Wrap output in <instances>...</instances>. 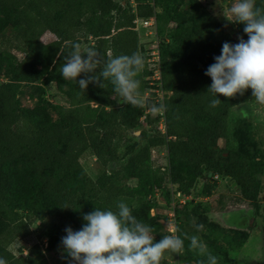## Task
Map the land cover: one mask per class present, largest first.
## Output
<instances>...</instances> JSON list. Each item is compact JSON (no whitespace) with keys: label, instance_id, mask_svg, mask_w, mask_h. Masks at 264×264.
Returning <instances> with one entry per match:
<instances>
[{"label":"trees","instance_id":"obj_1","mask_svg":"<svg viewBox=\"0 0 264 264\" xmlns=\"http://www.w3.org/2000/svg\"><path fill=\"white\" fill-rule=\"evenodd\" d=\"M133 1L131 6L129 0H0V258L7 264H46L44 250L62 245L67 227L81 230L84 214L95 208L117 212L121 201L152 228L148 194L153 187L168 194L165 186L172 183L180 194L189 195L201 180L200 192L208 195L214 173L228 177L227 187L257 210L263 156L241 143L217 145L218 140L234 139L228 111L252 100V89L233 98L217 94L221 102L212 108V79L205 75L224 42L236 44L240 37L247 41L246 25L236 22L233 38L218 19L213 0ZM255 3L264 8V0ZM149 16L160 39L159 88L168 92L157 104L164 106L161 117L151 118L144 108L119 102L108 81L107 88L89 83L83 93L63 78L60 68L75 42L98 50L103 62L109 56L140 54L134 23ZM45 32L53 36L47 42L41 40ZM151 72L145 66L138 76L141 94ZM87 75L92 74L77 79ZM23 82L38 89L53 83L64 95L65 105L55 106V120L40 118L19 104L16 93ZM141 115L148 127L131 141L127 137ZM159 118L163 130L156 126ZM159 147L165 150L166 164L152 166L151 151ZM87 149L103 168L114 166L88 177L79 162ZM125 178L135 181L130 184ZM176 206L175 228L181 238L193 219L194 227L203 224L223 234L203 207L199 212L198 204ZM30 223L36 242L13 254L7 246ZM239 237L240 242L246 238L243 232Z\"/></svg>","mask_w":264,"mask_h":264},{"label":"clouds","instance_id":"obj_2","mask_svg":"<svg viewBox=\"0 0 264 264\" xmlns=\"http://www.w3.org/2000/svg\"><path fill=\"white\" fill-rule=\"evenodd\" d=\"M224 15L230 21L244 23L248 39L245 41L240 37L236 44L224 42L221 54L214 57L216 62L205 72L212 79L208 92L215 97L209 102L210 107L219 106L221 100L217 94L233 98L237 94L243 96L249 88L256 101L264 104V8L256 6L255 0H237L230 8V15ZM71 47L73 50L60 68L66 81L75 82L83 93L89 83L107 88L104 82L108 81L114 86L119 102L145 107L138 79L145 67L143 56L138 52L130 56H109L107 62H103L95 48L81 51L78 42ZM97 68L101 69L98 74ZM82 73L92 75L78 80ZM163 107L152 105L151 111L159 113ZM242 115L247 117V112ZM117 209L113 212L95 208L83 215L86 223L81 230L73 231L70 226L65 229L67 235L61 238V243L72 264H161L166 259V252L183 255L186 239L190 241L189 250L206 257V261L200 260L198 264H218L219 258L196 235L184 233L181 238L176 234L180 231L177 227L155 242L153 229L139 221L125 202H118ZM195 227L197 231L204 230L203 224ZM0 264H7V261L0 258Z\"/></svg>","mask_w":264,"mask_h":264},{"label":"rangeland","instance_id":"obj_3","mask_svg":"<svg viewBox=\"0 0 264 264\" xmlns=\"http://www.w3.org/2000/svg\"><path fill=\"white\" fill-rule=\"evenodd\" d=\"M236 2L237 0H213L218 19L233 38L237 36L236 21L228 20L224 14L230 15V8ZM134 24L139 42L142 44L140 54L146 56L151 49L157 48L158 50L160 39L155 34L152 26L143 27L140 19H136ZM52 37L50 33L45 32L42 34L41 40L47 42ZM85 46L86 43L81 44V51L85 49ZM145 66L146 68L148 67L147 63ZM147 80V87L143 89L142 97L145 100L144 112L152 118L156 114L159 115L160 112L152 113L148 104L158 107L157 104L160 103L163 95L168 92L162 91L159 88V83L152 79L151 75L148 76ZM1 81H4V78L0 75ZM34 84H38V82ZM16 96L21 106L32 109L37 116H41L40 118L46 117L50 120H55L57 117L55 106L65 105L64 95L57 91L53 83L39 85V89L28 83H20ZM243 112H247V117L242 115ZM156 126L163 130L161 118L158 119ZM147 127L148 125L145 123L143 115L139 116L135 130L127 138L135 141L139 130ZM228 127L234 133V139L230 137L226 142L218 140V146L222 147L226 144V146L230 147L233 144L241 143L242 146L245 145V148H254L255 154L260 153L264 159V104L258 103L254 97L246 103L230 108L228 111ZM150 159L152 166L165 165V150L162 147L154 148L151 151ZM79 162L87 176L92 179L102 169L110 170L114 166L110 163L103 168L89 149L81 154ZM123 180L130 184L135 181L129 178ZM201 183L202 181L199 180L192 192L186 195V198L175 195L176 190L172 183H168L165 186L168 194L161 187H153L151 189L148 194V200L152 205L148 213L153 216L152 234L155 240L159 241L163 236L171 234L167 231L165 212L172 203H178L177 200L181 199L183 202L181 201L179 205L185 204L187 208L198 204L199 212H203V207L207 219L224 230L223 234H221L218 230H212V232L209 227L204 226L203 231H197L194 227L195 219L190 222L189 230H187L188 236L196 235L206 244L208 250L219 258L218 264H264V163L260 175V186L256 199L257 210L255 212L249 202L242 198L236 189L227 187L222 177L215 181L208 195L200 192ZM174 207L177 208L176 205ZM240 232H243L246 237L241 242ZM36 240L34 225L30 223L19 230L17 237L7 247L13 254H17L19 250L24 252L27 246L36 242ZM188 245L185 247L183 255L166 252V259L161 264H198L200 260L206 261V257L200 256L196 251L189 250ZM41 247H44V243H41ZM44 255L46 264H72L67 257V253L63 250V245L60 244L44 250Z\"/></svg>","mask_w":264,"mask_h":264},{"label":"built area","instance_id":"obj_4","mask_svg":"<svg viewBox=\"0 0 264 264\" xmlns=\"http://www.w3.org/2000/svg\"><path fill=\"white\" fill-rule=\"evenodd\" d=\"M130 5L133 6L134 5V1L133 0H129ZM136 20V19H135ZM142 26L143 27H147V26H152V29H154L155 27V22H154V17L153 16H149L147 18H142L140 19ZM155 31V29H154ZM145 62L147 63L148 67L152 69L151 72V78L156 80L159 83V56H158V50L157 48L155 49H151L147 54H146V58H145ZM211 178L213 180H218L220 179V175L217 173L212 174ZM175 195L177 197L183 196V197H187L186 195H182L180 194L178 191H175ZM177 202H174L170 205V207L167 209V211L165 212L166 214V219H167V231H169L170 233L172 232V229L175 228V217H174V206L175 205H179V203L183 200L179 199L177 200Z\"/></svg>","mask_w":264,"mask_h":264},{"label":"water","instance_id":"obj_5","mask_svg":"<svg viewBox=\"0 0 264 264\" xmlns=\"http://www.w3.org/2000/svg\"><path fill=\"white\" fill-rule=\"evenodd\" d=\"M224 181H229L228 177L224 176V174H220Z\"/></svg>","mask_w":264,"mask_h":264}]
</instances>
